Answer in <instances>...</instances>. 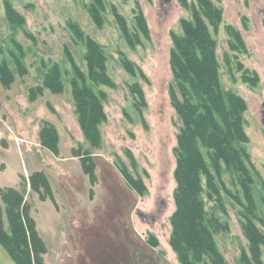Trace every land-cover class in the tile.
Segmentation results:
<instances>
[{
	"label": "rangeland",
	"instance_id": "374dc122",
	"mask_svg": "<svg viewBox=\"0 0 264 264\" xmlns=\"http://www.w3.org/2000/svg\"><path fill=\"white\" fill-rule=\"evenodd\" d=\"M103 1L99 24L90 13L92 0H0V65L7 61L14 73L12 83L0 80V202L6 187L23 192L46 264H181L170 242L181 129L171 101L170 60L173 34H183L182 20L192 19L199 6L196 0ZM7 2L23 16L22 25L9 21ZM210 3L221 10L215 24L205 19L217 42L221 84L247 106L255 221L264 229V30L253 26V4L248 10L244 0ZM116 11L133 34L142 14L149 36L130 44ZM87 37L106 53L109 85L89 78ZM15 54L22 56V71ZM55 65L64 84L60 93L44 84ZM76 67L89 86L105 93L100 142L87 138L80 123L72 92ZM46 124L55 133L42 137ZM239 180L225 172L223 185L218 182L224 212L215 196L205 195L207 208L228 224L217 240L229 264H238L249 248L246 210L225 190L245 202ZM0 264H17L1 244Z\"/></svg>",
	"mask_w": 264,
	"mask_h": 264
},
{
	"label": "trees",
	"instance_id": "16d2710c",
	"mask_svg": "<svg viewBox=\"0 0 264 264\" xmlns=\"http://www.w3.org/2000/svg\"><path fill=\"white\" fill-rule=\"evenodd\" d=\"M92 1L90 13L96 22L102 24L100 11L105 2ZM196 1L199 9L193 7V18L182 20L183 34H173L170 60L175 81L171 86V101L181 121L175 147L176 210L171 217L170 242L181 264H229L217 240V236L228 229V224L221 220L217 209L207 208L205 195L208 199L215 196L219 210L224 212L225 201L218 182L223 185L225 172L233 176L238 174L245 202L225 188L246 210L244 231L249 248L242 250L238 264H264V229L255 221L254 178L247 150L249 139L244 128L247 106L242 97L225 90L220 81L217 42L205 19L215 24L221 19V10L211 5L210 0ZM6 12L13 26L24 23L23 16L9 2L6 3ZM116 15L130 44L134 45L135 39L141 42V34L149 36L142 14L137 17L135 34L131 33L125 18L117 11ZM86 45L89 78L97 84H111L103 47L90 37H87ZM17 47L21 50L20 45ZM14 56L19 71H22V56ZM128 66L131 69V65ZM76 69L79 79L75 77L72 80V92L80 123L87 138L100 142L98 127L106 117L103 107L105 93L96 92L86 83L84 73L78 67ZM13 77L8 62L3 61L0 80L10 84ZM61 78V70L55 65L44 84L53 92L60 93L64 90ZM41 131L42 137L55 133L49 124L44 125ZM127 178L135 186L141 185L128 175ZM1 197L0 244L17 264H46L43 258L45 246L29 215L23 192L15 187H6L1 191Z\"/></svg>",
	"mask_w": 264,
	"mask_h": 264
},
{
	"label": "flooded vegetation",
	"instance_id": "af4514ba",
	"mask_svg": "<svg viewBox=\"0 0 264 264\" xmlns=\"http://www.w3.org/2000/svg\"><path fill=\"white\" fill-rule=\"evenodd\" d=\"M244 2L246 3V8L248 10H250V9L247 5L253 4L252 16L255 19L253 26H255L256 28L264 30V0L263 1L262 0H244ZM260 18L263 20L260 21ZM241 24H242L241 26H243L244 30H247L250 27L249 26L250 24L248 22H246L245 25L243 23H241ZM245 28H247V29H245ZM261 123L264 125V102L262 104V110H261Z\"/></svg>",
	"mask_w": 264,
	"mask_h": 264
}]
</instances>
